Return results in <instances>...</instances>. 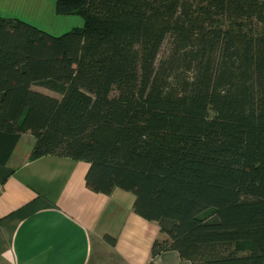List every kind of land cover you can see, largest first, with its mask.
I'll return each instance as SVG.
<instances>
[{"label":"trees","instance_id":"trees-1","mask_svg":"<svg viewBox=\"0 0 264 264\" xmlns=\"http://www.w3.org/2000/svg\"><path fill=\"white\" fill-rule=\"evenodd\" d=\"M55 12L84 26L54 37L0 17V159L29 133L31 160L87 163L90 191L129 192L158 224L151 259L264 264V0H55Z\"/></svg>","mask_w":264,"mask_h":264},{"label":"crops","instance_id":"crops-1","mask_svg":"<svg viewBox=\"0 0 264 264\" xmlns=\"http://www.w3.org/2000/svg\"><path fill=\"white\" fill-rule=\"evenodd\" d=\"M34 143L23 134L0 159V264H191L173 251L151 259L165 237L133 212L131 193L90 191L87 163L31 160Z\"/></svg>","mask_w":264,"mask_h":264},{"label":"rangeland","instance_id":"rangeland-1","mask_svg":"<svg viewBox=\"0 0 264 264\" xmlns=\"http://www.w3.org/2000/svg\"><path fill=\"white\" fill-rule=\"evenodd\" d=\"M0 17L17 19L54 37L84 26V20L80 16L56 14L55 0H0ZM169 50L170 41L167 40L160 50L159 57L166 56ZM32 89L57 96L38 86Z\"/></svg>","mask_w":264,"mask_h":264},{"label":"built area","instance_id":"built-area-1","mask_svg":"<svg viewBox=\"0 0 264 264\" xmlns=\"http://www.w3.org/2000/svg\"><path fill=\"white\" fill-rule=\"evenodd\" d=\"M2 193V187H1V185H0V194Z\"/></svg>","mask_w":264,"mask_h":264}]
</instances>
